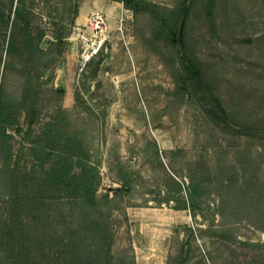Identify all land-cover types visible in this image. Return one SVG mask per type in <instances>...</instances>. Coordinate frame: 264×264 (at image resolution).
Segmentation results:
<instances>
[{
    "label": "rangeland",
    "instance_id": "rangeland-1",
    "mask_svg": "<svg viewBox=\"0 0 264 264\" xmlns=\"http://www.w3.org/2000/svg\"><path fill=\"white\" fill-rule=\"evenodd\" d=\"M129 3L136 16L125 0H0V94L17 116L6 131L10 145L0 141V174L10 148L16 174L15 183L0 180V264H37V231H25L37 223L17 217L33 170L27 149L51 131L64 143L72 130L98 167L99 194L123 190L111 217L115 256L135 264H264V0H189L187 18L184 0ZM98 12L108 23L105 44L85 62L88 47L76 30L88 38ZM183 19L185 52L156 35ZM190 176L200 187L185 225L173 220L179 203L165 199L188 206ZM20 249L28 259L18 263Z\"/></svg>",
    "mask_w": 264,
    "mask_h": 264
},
{
    "label": "trees",
    "instance_id": "trees-1",
    "mask_svg": "<svg viewBox=\"0 0 264 264\" xmlns=\"http://www.w3.org/2000/svg\"><path fill=\"white\" fill-rule=\"evenodd\" d=\"M129 1L125 0V9L132 11L136 16L137 11ZM188 1L184 0V18L188 17L190 11ZM16 12L18 13V8ZM184 25L185 19L180 28L160 29L156 35L159 39H167L170 36V40L175 45H180L181 51L185 52ZM28 38L26 43L29 44ZM38 41L39 44L41 39ZM9 48L10 46L8 52L12 54L13 50ZM37 51L39 46L33 50L35 55ZM193 75L195 81L201 85L203 81L197 69L193 71ZM2 99L3 88L0 94V141L2 147H5L9 146L12 140V136L6 131L17 125V116L3 106ZM215 102L218 109L224 112L220 102ZM216 118L224 127V116L217 114ZM35 126L33 123L29 134L35 131ZM45 137L47 141L33 142L32 147L27 149L28 156L34 161L33 170L26 173L22 181L23 190L27 191V195H23L28 202L26 201L25 209L22 210L23 215H17L37 223V228L29 223L25 227L28 233L37 231V264H135L133 258L117 257L113 254L115 238L111 217L114 211L119 210L118 203L119 198L123 196V190H116L113 197L109 194H99L101 177L98 167L91 161L86 144L78 138L76 132L72 130L65 136L64 143V136L56 135L52 131ZM10 149L11 152L6 154L4 161L5 169L0 174L3 184L5 181H16V174L14 178L12 173V148ZM226 169L229 175H234L237 171L232 165H226ZM190 179L191 183L187 188L190 199L188 206L174 195L165 199L166 203L178 202L180 206L175 208L176 210L192 212L194 209L192 202L200 182L192 176ZM234 179L236 180V177ZM123 180L126 181L125 175L120 182H124ZM172 182L176 185V193L181 194L182 185L175 179H172ZM248 185L252 188L257 186L256 182H249ZM17 256L18 263L28 259L26 250L20 249Z\"/></svg>",
    "mask_w": 264,
    "mask_h": 264
},
{
    "label": "built area",
    "instance_id": "built-area-1",
    "mask_svg": "<svg viewBox=\"0 0 264 264\" xmlns=\"http://www.w3.org/2000/svg\"><path fill=\"white\" fill-rule=\"evenodd\" d=\"M88 29L91 30V35L84 38V32L81 28H77L76 36L80 38L83 43L86 42L88 50H85L83 59L85 62L90 61L102 50L105 44V34L108 31V23L105 19V15L101 12L92 14L88 22Z\"/></svg>",
    "mask_w": 264,
    "mask_h": 264
},
{
    "label": "crops",
    "instance_id": "crops-1",
    "mask_svg": "<svg viewBox=\"0 0 264 264\" xmlns=\"http://www.w3.org/2000/svg\"><path fill=\"white\" fill-rule=\"evenodd\" d=\"M108 10H109L108 13L113 14V15L115 14L113 12V9L109 8ZM87 13H88L87 11H84L83 14L81 13L80 17L77 20V25H82L84 23V20L87 17ZM72 70H74V67L72 68ZM188 213L190 214L189 210H178V211L174 212V214L176 216L178 215V218L173 215V220L177 221V220L183 219V220H185L184 224L188 225L189 224V219L187 218ZM152 214H153V216H152ZM128 215H130V213ZM139 215L146 217V218H149V219L150 218H157V216H156L157 214H154L152 211H141V212H139ZM190 216H191V214H190ZM159 219H162V218L160 217Z\"/></svg>",
    "mask_w": 264,
    "mask_h": 264
}]
</instances>
